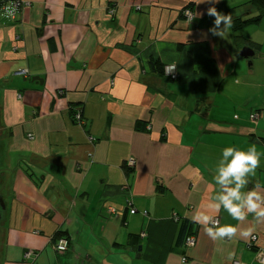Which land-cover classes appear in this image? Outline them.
<instances>
[{"label": "crops", "instance_id": "0c3cea01", "mask_svg": "<svg viewBox=\"0 0 264 264\" xmlns=\"http://www.w3.org/2000/svg\"><path fill=\"white\" fill-rule=\"evenodd\" d=\"M24 1L14 22L0 19V264H262L264 222L252 214L239 222L221 209V225L255 230L215 241L191 217L215 195L225 147L256 146L260 166L243 191L259 183L264 194V8ZM187 6L201 15L187 21ZM209 7L249 23L212 35ZM22 69L28 77L14 75ZM182 221L191 248L179 243ZM56 234L68 241L62 254Z\"/></svg>", "mask_w": 264, "mask_h": 264}, {"label": "clouds", "instance_id": "9594fccd", "mask_svg": "<svg viewBox=\"0 0 264 264\" xmlns=\"http://www.w3.org/2000/svg\"><path fill=\"white\" fill-rule=\"evenodd\" d=\"M201 2L204 0H200ZM211 2L215 3L216 0ZM14 13V6L5 7L6 16L12 17ZM200 15L197 13L192 19ZM207 15L214 17L213 27L208 31L212 35L226 38L232 27L231 15L222 14L215 7H209ZM221 25H223L222 28ZM259 166L260 155L255 145L249 146L247 150L236 147H225L222 150L213 177L214 185L218 186L214 189L215 195L206 204H200L191 217L193 222L202 226L205 234L212 240L233 239L238 232L241 237L247 238L255 230L254 227L241 230L231 224L221 225L216 218L221 209L239 222H244L249 214L253 215L257 223L264 222V194L260 191L261 185L257 183L252 189L243 191L249 183L248 177H254ZM233 255L229 253L228 259L231 260Z\"/></svg>", "mask_w": 264, "mask_h": 264}, {"label": "built area", "instance_id": "2783aa9c", "mask_svg": "<svg viewBox=\"0 0 264 264\" xmlns=\"http://www.w3.org/2000/svg\"><path fill=\"white\" fill-rule=\"evenodd\" d=\"M9 5L14 6V8H15V13H14V16H12V17H8V16H6L4 14L5 7L9 6ZM29 6H30V3L28 1H24V0H0V19L5 17L8 20L14 21L16 19L17 14L23 8H27ZM109 13L113 14V11H110ZM182 15L187 21H190L192 19V12L190 10L182 11ZM173 68H174V66H167V67L164 68L165 75L170 80H176L177 79V73L175 71V68L174 69ZM14 75L26 78V77H28V72L26 70H23V69L22 70H17L16 72H14ZM59 93L61 94L62 92L60 91ZM250 119L254 120L255 119L254 115L250 116ZM74 120L77 123H82V119H81V116L79 114L74 115ZM29 137L31 138V136H29ZM88 140H89V142H92L94 139L92 137H88ZM128 165H134V162L132 160H129L128 161ZM134 212H135L134 210H131L130 214H134ZM255 241H256V237L252 236L250 238V243H254ZM194 243H195V240H194L193 236H189L185 240V246L187 248H191L192 246H194ZM53 248H54L55 252L62 254V253L67 251L68 242H67L66 239L62 238V239L58 240L57 243L53 244ZM31 253L25 254V257L29 258ZM256 260L258 262L264 264V253H262V252L258 253V255L256 257ZM233 264H238V262H234Z\"/></svg>", "mask_w": 264, "mask_h": 264}, {"label": "trees", "instance_id": "16d2710c", "mask_svg": "<svg viewBox=\"0 0 264 264\" xmlns=\"http://www.w3.org/2000/svg\"><path fill=\"white\" fill-rule=\"evenodd\" d=\"M254 2L259 4V6H261L262 8H264V0H255ZM184 10H190L191 11V7L187 6L186 8H184ZM246 22L249 23V21H243V20H240V19L239 20H232V30H233V32H236L239 28H241L242 26L246 25ZM236 40L238 41V38ZM150 65L152 66V70L154 72L156 71L159 75L163 74V68L164 67L161 66L158 62L150 60ZM75 113H76V111L73 112V116L75 115ZM78 114L80 115V113H78ZM188 234H189L188 233V224L185 221H182L181 224H180V238H179V243H181V245L183 244L182 243L183 241H184V244H185V240L190 236ZM62 238L63 237H60L59 235L56 234L55 236H53L52 241L55 244V243H57L58 240H60ZM250 244H252V243H250ZM67 250H68V248H67Z\"/></svg>", "mask_w": 264, "mask_h": 264}, {"label": "water", "instance_id": "95a60500", "mask_svg": "<svg viewBox=\"0 0 264 264\" xmlns=\"http://www.w3.org/2000/svg\"><path fill=\"white\" fill-rule=\"evenodd\" d=\"M240 55L243 57V58H248V57H251L253 54L251 52V50L249 48H243L240 52ZM34 80H38L37 78H34ZM5 203L4 201L0 198V223L2 222L3 220V217H4V213H5Z\"/></svg>", "mask_w": 264, "mask_h": 264}, {"label": "rangeland", "instance_id": "374dc122", "mask_svg": "<svg viewBox=\"0 0 264 264\" xmlns=\"http://www.w3.org/2000/svg\"><path fill=\"white\" fill-rule=\"evenodd\" d=\"M143 214H146V212H143ZM25 258V257H24ZM38 258V257H37ZM26 259V258H25ZM26 261H32L31 259L29 260V259H26ZM36 261V260H35ZM31 263V262H30ZM29 263V264H30ZM32 264H35V262H33Z\"/></svg>", "mask_w": 264, "mask_h": 264}]
</instances>
